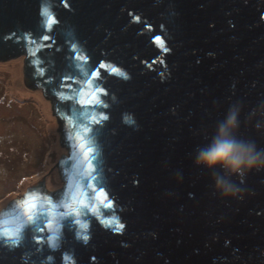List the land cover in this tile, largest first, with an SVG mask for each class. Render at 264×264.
Listing matches in <instances>:
<instances>
[{"label": "water", "instance_id": "obj_1", "mask_svg": "<svg viewBox=\"0 0 264 264\" xmlns=\"http://www.w3.org/2000/svg\"><path fill=\"white\" fill-rule=\"evenodd\" d=\"M19 55L72 151L66 193L33 195L42 214L0 239V264H264V168L225 200L194 164L236 102L239 135L264 150V0H0V59ZM87 147L111 208L102 193L79 204ZM10 210L0 227L28 223L22 204Z\"/></svg>", "mask_w": 264, "mask_h": 264}, {"label": "rangeland", "instance_id": "obj_2", "mask_svg": "<svg viewBox=\"0 0 264 264\" xmlns=\"http://www.w3.org/2000/svg\"><path fill=\"white\" fill-rule=\"evenodd\" d=\"M24 58L0 59V214L30 190L55 201L67 191L61 161L72 150L60 134L65 123L41 87L25 84Z\"/></svg>", "mask_w": 264, "mask_h": 264}, {"label": "clouds", "instance_id": "obj_3", "mask_svg": "<svg viewBox=\"0 0 264 264\" xmlns=\"http://www.w3.org/2000/svg\"><path fill=\"white\" fill-rule=\"evenodd\" d=\"M241 110L239 102L229 106L208 142L198 147L194 158L196 167L211 174L215 193L225 200L241 198L240 185L244 178L264 168V150L239 135Z\"/></svg>", "mask_w": 264, "mask_h": 264}, {"label": "snow or ice", "instance_id": "obj_4", "mask_svg": "<svg viewBox=\"0 0 264 264\" xmlns=\"http://www.w3.org/2000/svg\"><path fill=\"white\" fill-rule=\"evenodd\" d=\"M67 6V5H65ZM40 15L42 17H44V22H43V27L47 28L48 30H51V26L58 23V21L56 20L55 16L50 12V9L48 7H42L40 10ZM48 37H44V39H47ZM30 42L35 43V41L30 40ZM75 51V49H74ZM77 59H80V57H77ZM85 60L87 59L86 57L84 58ZM103 67V65H102ZM131 122V121H130ZM86 152L88 153V161H87V166L91 167V172L89 173V175L87 177H84L81 174L80 180L77 181L76 187L79 188L81 186V183L84 179H87L91 182V184L89 185V187H91V191H81L80 193V197L81 199L79 200V204L82 207L85 208H90L91 206V198L93 195H97V194H103V200L104 203L111 208L112 207V203L111 200L108 198L107 193L103 192V189L99 186L96 187H92L91 185L94 184L95 181V172H96V168L94 167V161L92 160V156L95 155L94 150L90 147H87ZM67 183V182H66ZM34 190H30V193L26 195V197L24 198L23 201L21 202H14V204L19 207L20 204L23 205V211L26 214V218L28 223L25 224L23 222L20 223V225L15 228L14 230L11 228H3L0 227V239L5 240V242L9 239H12L14 241H19V239L28 234V231L31 229V226L33 224H35L37 222V220L39 219V216L42 214L39 211H37L39 209V204L36 200V198L32 195V192ZM50 199V198H49ZM73 200H76V196L73 195L72 196ZM67 206V205H65ZM9 207H12L11 205ZM80 211L79 208L75 209L73 212L71 213H66L64 214L65 216H73L76 215L78 212ZM3 214H0V216H2ZM104 222V221H102ZM0 223H3V221H0ZM50 223V222H49ZM76 223H80V221H76ZM106 223V222H105ZM106 226H110L109 224L106 223ZM82 228L86 227L84 225H81ZM119 227L121 229H123L124 225L120 224ZM43 230V229H41ZM83 240L85 242H87V235H84ZM40 241L38 240L37 243H39ZM51 246L53 248H55L57 246L56 244V240L55 239H51L50 240ZM49 259H51V257H49ZM65 261H70V257H65L64 258Z\"/></svg>", "mask_w": 264, "mask_h": 264}, {"label": "trees", "instance_id": "obj_5", "mask_svg": "<svg viewBox=\"0 0 264 264\" xmlns=\"http://www.w3.org/2000/svg\"><path fill=\"white\" fill-rule=\"evenodd\" d=\"M60 120L62 121V118H60ZM64 123H65L64 126H65V128H66L67 125H68V122L66 121V122H64ZM61 131H63V129H61L60 132H61ZM64 137H65V136H64ZM65 138H67V137H65ZM64 140H65V139H64Z\"/></svg>", "mask_w": 264, "mask_h": 264}, {"label": "flooded vegetation", "instance_id": "obj_6", "mask_svg": "<svg viewBox=\"0 0 264 264\" xmlns=\"http://www.w3.org/2000/svg\"><path fill=\"white\" fill-rule=\"evenodd\" d=\"M15 208H16V207H15ZM15 208H14V209H15ZM10 211H12V210H10ZM5 213H6V212H5ZM5 213H3V214H5ZM1 218H2V217H0V221L2 220Z\"/></svg>", "mask_w": 264, "mask_h": 264}]
</instances>
